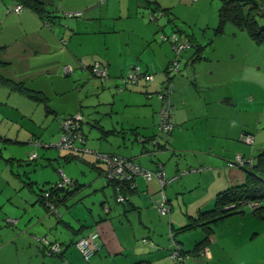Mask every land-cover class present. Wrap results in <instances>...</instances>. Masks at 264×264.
Segmentation results:
<instances>
[{
	"label": "crops",
	"instance_id": "crops-1",
	"mask_svg": "<svg viewBox=\"0 0 264 264\" xmlns=\"http://www.w3.org/2000/svg\"><path fill=\"white\" fill-rule=\"evenodd\" d=\"M39 1L40 11L23 6L15 12L17 0H0V75L39 91L48 101L50 92L65 97L74 90L78 95L73 97L71 106L66 102L62 107H51L48 102L46 107L43 101L0 84V141L28 146L30 138H39L43 133V121L50 115L48 120L56 121L57 139L62 118L80 112L86 146L131 157L148 169L161 162L171 180L162 187L156 178L137 176L134 191L125 202L114 205L108 199L111 193L106 191L109 184L103 170L91 164L95 161L92 153H84L81 161L97 172L90 170L88 178L85 164L77 173L66 167V174L77 179L80 188L59 203V215L49 212L41 203L39 192L32 190L37 179L27 176L22 190L9 189L7 185L6 188L0 182V264H175L167 257L169 231L211 208L217 192L244 181L246 163L230 167L228 160L237 154L245 159L255 155V142L247 144L242 136L257 128L262 117L258 110L252 111L251 106L245 107L235 98L233 88L240 84L233 64L225 59L233 53L229 51L224 56L223 52H216L213 56L214 47L208 49V42L204 44L194 33L191 36L184 31L181 10L189 0ZM223 1L195 2L206 8L208 16L209 6L216 7L218 13ZM74 11L80 14L66 15ZM177 23L178 31L173 27ZM234 27L254 43L244 30ZM172 32L179 39L187 34L201 45L199 58H191L196 50L193 47L175 56L173 43L164 38ZM173 59L180 68L170 75L168 84L174 127L162 133L158 130L161 102L156 93L167 81L165 68ZM94 60L107 65L104 81L98 77L100 82L93 80L95 76L82 67L83 62L89 65ZM64 65L72 70L62 76ZM136 65L142 74H152L153 79L140 77L133 84L123 82L122 78ZM75 85L82 92H77ZM115 88L119 93L114 94ZM118 112L119 120H111L108 125L95 115L112 119V114ZM117 126L118 140L108 137L113 133L104 137L100 129L117 132ZM153 135L155 138L149 140ZM257 142L256 146L264 145V138ZM190 167L200 169L176 176L178 170ZM57 168L65 171L59 163ZM85 187L84 195L92 198L77 203L80 198L75 200L73 196ZM163 198L164 205L169 206L166 213L159 211ZM7 217L16 222L6 223ZM89 231L99 233L98 249L85 261L74 241ZM193 235L195 239L186 248L203 232ZM176 237L181 241L184 236ZM53 243L60 245V254L49 252ZM208 255H191L186 263L216 264L217 254L210 245Z\"/></svg>",
	"mask_w": 264,
	"mask_h": 264
},
{
	"label": "rangeland",
	"instance_id": "rangeland-1",
	"mask_svg": "<svg viewBox=\"0 0 264 264\" xmlns=\"http://www.w3.org/2000/svg\"><path fill=\"white\" fill-rule=\"evenodd\" d=\"M209 8V15L206 16V8H200L198 3L189 0L187 5L181 10L182 16L184 17H182L183 22H181V26L185 31L194 33L193 35L200 39V41H204V44L208 42V44L205 45V47L209 46L208 49H210L211 46L214 47L216 51H211V55L214 56L216 52L227 54V52L230 51L233 53L234 56L229 55L230 57L228 58L226 56L225 59H228V61L233 64L235 70L234 76H236L240 84L239 87L236 85L233 88L235 98L244 103L245 107L251 106L252 111L258 110L262 117L258 122L257 128L251 129L254 134V142L257 145V139L264 138V44L257 45L252 43L244 32L237 31L238 29H235L231 23H226L223 32H217L215 29L218 24L217 11L215 10L217 8L214 7L213 9V5H210ZM256 18L259 25L264 23V16L258 15ZM176 26L180 27L178 23ZM234 31L236 32L235 34H233ZM208 49H206V51ZM60 74L64 76L62 70H60ZM92 79L100 82L96 77H92ZM75 89L79 93L82 92L78 89L77 85H75ZM116 93L119 92L115 88L114 94ZM76 94L78 95V93H74V90H72L63 97L61 95L53 96L54 94L50 92V100L48 101L46 98L45 102H49L51 107H62V104H66V102L68 106H71L73 97H75ZM66 98L68 101L64 102ZM116 108L119 111V101L116 103ZM95 115H97L96 118L101 117L105 125H108L111 120H119V112L118 114H112V116H114L112 119L108 115H101L98 113H95ZM50 116L48 118H50ZM48 118L43 121V133L38 135L43 142L37 138L44 147L41 145L35 146L30 142L28 146H21L16 143H3L0 141V182L4 184L5 187L7 185L9 189L16 188L22 190L23 181H27V176H29L30 179H37L38 183L34 185L32 190L40 194V188L43 187V189H46L51 183L55 182V180L60 179L59 170H62V168H57L58 163L65 166V171L63 170L65 174L66 167L68 166V168L73 169L77 173L79 170L78 168L82 169L86 165L87 168L85 170L88 178L91 176L90 170L97 172V169L91 168L90 165L82 161L65 162L63 157H61L63 150L60 151L55 146H47L49 144L51 145V143L55 144L60 135L59 134L58 138L55 139L57 135L55 131L57 128L56 121H54L55 119L49 121ZM90 122L92 123V121ZM117 129L116 133L108 137L118 140L119 126H117ZM93 132L95 134L97 133L96 130H93ZM101 142L106 144L105 140H101ZM256 145L254 149L255 154L264 148V145ZM34 151L37 152L38 156L34 160H29L28 155ZM79 175H81V177L83 176V174ZM24 188H26V186H24ZM106 191L111 193V198L110 195L108 197L109 201L113 202L114 205H118L119 202L116 201L109 185ZM86 192V187L81 188V190L73 196L75 200L80 198L77 203L83 199L88 201L92 198V196L84 195ZM242 207L245 208L243 213H232L222 219L212 222V241L209 242V245L215 254H217L215 259L216 264H264V219L256 216L251 211L250 205L242 204ZM58 209L62 211L61 206H58L57 210ZM195 232L204 231H202L200 227H194L189 229V231L177 233L178 235L184 236L181 238L183 239L181 242L184 248L190 245L195 239L193 235ZM208 257L205 256V258Z\"/></svg>",
	"mask_w": 264,
	"mask_h": 264
},
{
	"label": "trees",
	"instance_id": "trees-1",
	"mask_svg": "<svg viewBox=\"0 0 264 264\" xmlns=\"http://www.w3.org/2000/svg\"><path fill=\"white\" fill-rule=\"evenodd\" d=\"M17 2L21 3L23 6L31 8L33 10H37V11L41 10V6L39 5L40 4L39 0H17ZM257 15L264 16V0H224L218 9V13H217L218 24H217L215 29L217 32H222L223 27L226 23H232L234 26L238 27L239 29L244 30L255 44H262V43H264V23H262L260 25L258 24L257 18H256ZM169 21L172 22L173 18L172 17L169 18ZM173 25H176V24H173ZM173 27H176V31H178V29H180V27H177V26H173ZM172 34L176 37L174 32H172L171 34L167 35L166 38L169 39V37ZM184 35H185L184 38H181V39L176 37L178 41L184 40L188 43L187 47L183 48L182 50H186L187 48H192V47L196 48V50L194 49V51L191 55V58L192 59L199 58L198 51L200 50L201 45H199V44L197 45L196 43H194L191 40L189 35L192 36V33H189V35H187V34H184ZM169 64H168V66H169ZM168 66H166V68H165V73L167 74V81L166 82L164 81V86H162V89L157 91L156 95L158 98H159L158 94L160 92L164 93V90L170 89L169 88L170 86L168 85L170 83V78H171L170 75L176 74L180 70V68L177 67V69L175 71H173V70L171 71V70H168ZM122 79L124 82V78H122ZM0 84H6V85L10 86L11 88H13L14 90H17L19 92H24L26 95H29V96L35 98L36 101L41 100L45 103V105L47 107V103L45 102V99H46L45 96H41V94L38 93L39 91L30 89L21 82H12V81H9L8 79H6L4 76L0 75ZM131 84H133V83H131ZM168 95H169V100H170V105H171L169 120L171 121V110H172L173 105H172V102L170 99V90H169ZM160 102L162 104L161 99H160ZM160 107H161V105H160ZM78 113L81 115V119L78 120L77 126L74 128V131L79 133L80 139L75 141L76 149H72V148H61V149H59L57 147V149H59L60 151L63 150V152H65L64 154H62L61 157H63L67 161H69V160L81 161L82 159L80 157H82L84 155V153H86V154L92 153L93 156L95 157V161H93L91 164L94 167L101 168L103 170L104 177L106 178L107 183L109 185H111L112 190H113V194L116 198V201L121 202V203L125 202L127 199V196L134 191L135 178H133L131 180L108 179V177L106 175L105 161L98 159L96 155L100 153V154H106L109 157L120 156L121 158L129 159V160H132L134 162H136V161L131 157H125V156L120 155L116 152H105V151H100L97 149H92V148H89L88 146H86V144H85L86 139L84 136V132L82 130V125H81L83 122L82 114L80 112H78ZM70 116H73V114L65 115L62 118V121L65 118H69ZM159 120H160V118H159ZM62 121H61V133H60V135L63 132ZM171 123L173 124L172 121H171ZM173 127H174V124H173ZM173 127H172V129H173ZM100 129L102 131V134H104V137L108 136L111 133H116V130H114V129H102V127H100ZM247 133L253 135V137H254V134L252 131L247 132ZM60 135H59V137H60ZM153 138H155V135L149 136V140H153ZM32 140H38V139L37 138H30L29 142ZM154 142H155V140H154ZM253 142H254V140H253ZM253 142L250 145H252ZM247 144H249V143H247ZM54 146H55V144H54ZM85 148L90 149L91 152H86L85 150H83ZM37 156L38 155L36 154V157ZM36 157L29 159V160H34V159H36ZM28 158H29V155H28ZM250 158H252V164L251 165H248V164L245 165L246 166L245 167L246 168V176H245V179L243 182L232 185V186H230V187H228L222 191L217 192L215 195V198H214L213 206L211 208L200 211L197 214V216L193 217L188 223L184 224L183 226L178 227L177 229H172V231H170L171 236L168 235L170 238V245L167 248L168 259L173 261L175 264H180L177 260L171 259L169 257V253L173 250H178L182 254V256L185 258V261L183 264H187L186 263L187 258H189L191 255L203 257L200 255V251L205 246H208L209 242L211 241L210 235L213 232L212 222L219 220V219H222L223 217H226L232 213H236V212L243 213L244 208L242 207V204L250 205V203L256 202V204L254 206H250L251 211L256 216H259L262 219H264V148H262L258 153H256L253 157H250ZM233 159H231V160H233ZM231 160H228V161H231ZM228 161H227V165H228ZM159 164H161V162H158L156 168H154L152 170L157 169L159 167L158 166ZM228 166L235 167L233 165L232 166L228 165ZM242 166H244V165H242ZM161 167L163 168L162 164H161ZM199 169H200V167L199 168H191L190 167V168L185 169V170H188L187 172H195ZM180 171L181 170H178L177 174ZM66 176H68V175L66 174ZM177 176H180V175L178 174ZM68 177L70 178V183L68 185H63L62 187H57L56 184L59 182V180H60L59 179V180H56L55 182L51 183L46 189H43V187L40 188L41 192L39 194V199H40L41 203L46 207L47 210H48V207L45 203L47 199L52 204H54V206L57 207L60 202H64L65 200H67L68 196L72 195L75 191H77V189L80 188V185L77 182V179L70 177V176H68ZM43 191H47L49 193L48 198L42 197ZM120 195L124 196L123 200H118V196H120ZM194 227H200L202 229V231H204L203 236L199 240H195L190 248H184L181 241L177 239L176 234L178 232L186 231V230L194 228ZM82 236H84V235H82ZM76 240L74 241V243L76 242ZM146 241L147 240H143V242H146ZM60 250H61V248L58 251L51 252V253L60 254ZM96 251H95V253H96ZM85 261H88V260H85ZM64 263H66V260L64 261Z\"/></svg>",
	"mask_w": 264,
	"mask_h": 264
},
{
	"label": "built area",
	"instance_id": "built-area-1",
	"mask_svg": "<svg viewBox=\"0 0 264 264\" xmlns=\"http://www.w3.org/2000/svg\"><path fill=\"white\" fill-rule=\"evenodd\" d=\"M196 1V0H193ZM23 9V5L21 3H17L13 10L15 12H20ZM79 11L74 12H67L66 15L68 16H77L79 15ZM166 38V36H164ZM169 40L173 43V51L175 53V56H178L180 51L187 47L188 43L184 40L178 41L177 38L172 34L169 37ZM82 67L87 69L88 72L95 77H98L102 81L108 76L107 72V65L100 61V60H94L90 65L82 63ZM178 67V62L176 59H173L171 63L168 66V70L175 71ZM71 67L69 65H64L62 68V71L64 74L71 72ZM140 77H143L146 81H150L153 79V75L150 73L142 74L139 66H134L133 71L128 74L126 77H124V82L126 84L128 83H134L138 81ZM169 90H164V93H159L158 96L162 100V104L159 110V123H158V130L159 132L167 133L169 132L173 124L169 120V114H170V100H169ZM81 119V115L79 113L73 114V116H70L69 118H65L62 121L63 125V132L60 135L58 141L55 143V146L59 149L61 148H72L76 149L75 141L80 139L79 133L74 131V128L77 126L78 120ZM243 141L246 143L251 144L254 140L253 135L249 133H245L242 136ZM31 144L35 146L41 145L38 140H32L30 141ZM86 152H91L90 149L85 148L83 149ZM36 152H31L29 154V159L36 157ZM98 159L105 161L106 164V175L108 179L112 180H131L137 176H141L146 180H150L152 178H156L160 185L163 187L167 182H169L171 179H168L165 175V172L163 168L161 167V164H159L158 168L155 170L148 169L140 165L139 163H136L132 160L121 158L120 156H107L106 154H97L96 155ZM251 165L252 164V158L245 159L243 156L237 154L235 158L231 161H228V165L233 166H241L244 164ZM188 170H181L178 174L181 175L183 173H186ZM60 172V180L56 184L57 187H62L63 185H68L70 183V178L66 176V174L59 170ZM177 174V175H178ZM176 175V176H177ZM174 176V177H176ZM133 184V183H132ZM42 197H49V193L47 191L42 192ZM124 196L120 195L118 196V200H123ZM165 199L163 198V203L159 206V211L161 213L169 212V206L164 205ZM46 205L48 207V211L51 213H54L56 215H59V212L57 210V207L54 206L48 199L46 200ZM256 202L250 203V206H254ZM6 223L14 224L16 222L15 218L7 217L5 219ZM169 236H171V232L169 231ZM98 238L99 233L97 231H89L86 235L79 237L76 242L74 243L76 249L80 252L82 257L85 260H89V258L95 253V251L98 249ZM145 240V239H144ZM60 249V245L58 243H53L49 247V252H56ZM200 255L203 257H208V246H205L201 251ZM169 257L171 259L177 260L180 264H183L185 261V258L182 256V254L178 250H173L169 253Z\"/></svg>",
	"mask_w": 264,
	"mask_h": 264
}]
</instances>
